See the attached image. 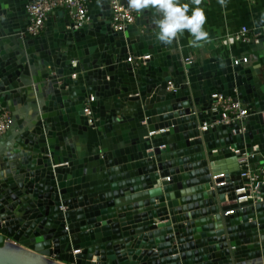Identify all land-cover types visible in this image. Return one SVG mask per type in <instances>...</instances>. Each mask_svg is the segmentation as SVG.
Wrapping results in <instances>:
<instances>
[{
  "label": "water",
  "instance_id": "water-1",
  "mask_svg": "<svg viewBox=\"0 0 264 264\" xmlns=\"http://www.w3.org/2000/svg\"><path fill=\"white\" fill-rule=\"evenodd\" d=\"M29 1L0 0V264H264V184L228 204L247 195L243 161L264 162V29L255 68L194 61L151 9L117 31L99 0L82 26L30 37ZM214 93L248 116L217 122Z\"/></svg>",
  "mask_w": 264,
  "mask_h": 264
},
{
  "label": "built area",
  "instance_id": "built-area-1",
  "mask_svg": "<svg viewBox=\"0 0 264 264\" xmlns=\"http://www.w3.org/2000/svg\"><path fill=\"white\" fill-rule=\"evenodd\" d=\"M92 0H30L26 5L27 23L25 26V34L30 37H38L43 33L46 21L49 15L55 10H63L66 13L67 19L72 28H78L89 21L90 8L89 4ZM139 13L131 10L128 6L123 5L119 0H110V25L114 30H123L128 25L133 24ZM257 35L253 34L250 29L242 26L237 32L220 40L222 45H230L235 42L249 44L256 39ZM145 56L143 58H147ZM186 60H190L187 58ZM246 62L247 58L242 57L235 59ZM73 65L75 62L73 61ZM167 89L174 90V83L170 80L167 82ZM212 103L211 110L218 111L221 119L217 122L233 123L246 118L249 114V109L241 100L222 93H214L211 95ZM93 96H90L86 102L84 111L90 113V102L93 101ZM12 122L11 112L2 106L0 101V136H2L9 128ZM206 129L204 123L202 130ZM244 157L245 159L247 158ZM250 156H253L250 154ZM245 171L241 176L246 179L241 188L235 190L237 196L239 194H247L242 197H237L230 203H239L248 198L255 199V193L258 187L264 184V162L252 169L247 161H243ZM228 211L226 213H231ZM77 252V251H74ZM54 259V257H53Z\"/></svg>",
  "mask_w": 264,
  "mask_h": 264
},
{
  "label": "crops",
  "instance_id": "crops-1",
  "mask_svg": "<svg viewBox=\"0 0 264 264\" xmlns=\"http://www.w3.org/2000/svg\"><path fill=\"white\" fill-rule=\"evenodd\" d=\"M181 2L189 3L190 14L191 8L195 6L192 4V0H181ZM199 7L205 15L203 28L207 32V39L199 42L198 47H192L189 41L193 38L187 31L178 34L176 39L185 59L199 61L212 54H220L223 57L236 59L246 57L247 61L245 63L250 62L253 68L263 62L260 51L252 52L249 48L250 43L235 42L230 45H222L220 40L237 32L242 26L250 29L253 34H255L254 30L264 29V0H201ZM89 8L90 11L100 9L99 0H92ZM48 19L51 20L50 29L52 33L64 20H68L63 10H55L49 15ZM45 28L41 35L44 34ZM256 35L255 42L258 41V34ZM252 55L257 56V61L252 58ZM18 106L16 105V107Z\"/></svg>",
  "mask_w": 264,
  "mask_h": 264
},
{
  "label": "clouds",
  "instance_id": "clouds-1",
  "mask_svg": "<svg viewBox=\"0 0 264 264\" xmlns=\"http://www.w3.org/2000/svg\"><path fill=\"white\" fill-rule=\"evenodd\" d=\"M200 3L201 0H192L195 6L189 14V3L181 0H127L128 8L137 13L146 9L153 11L156 37L166 46L172 45L177 35L185 31L193 38L189 41L192 47H198L199 42L207 39L203 28L205 15Z\"/></svg>",
  "mask_w": 264,
  "mask_h": 264
}]
</instances>
